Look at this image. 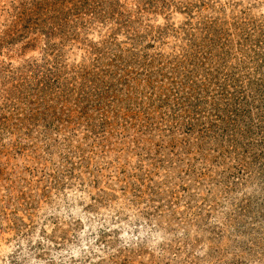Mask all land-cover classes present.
I'll return each instance as SVG.
<instances>
[{
	"label": "rangeland",
	"instance_id": "obj_1",
	"mask_svg": "<svg viewBox=\"0 0 264 264\" xmlns=\"http://www.w3.org/2000/svg\"><path fill=\"white\" fill-rule=\"evenodd\" d=\"M0 264H264V0H0Z\"/></svg>",
	"mask_w": 264,
	"mask_h": 264
}]
</instances>
